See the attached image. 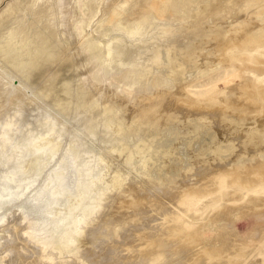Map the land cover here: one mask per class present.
<instances>
[{
	"label": "rangeland",
	"instance_id": "1",
	"mask_svg": "<svg viewBox=\"0 0 264 264\" xmlns=\"http://www.w3.org/2000/svg\"><path fill=\"white\" fill-rule=\"evenodd\" d=\"M11 193L0 264H264V0H0Z\"/></svg>",
	"mask_w": 264,
	"mask_h": 264
},
{
	"label": "bare ground",
	"instance_id": "2",
	"mask_svg": "<svg viewBox=\"0 0 264 264\" xmlns=\"http://www.w3.org/2000/svg\"><path fill=\"white\" fill-rule=\"evenodd\" d=\"M2 136H3L2 139L4 141L8 140L10 142V140L6 137V131L3 132ZM93 168L94 167L90 166V165L86 166L85 168H82L81 174H80L82 181H83L82 185L78 188L77 193L72 197L73 203L66 209L67 210L66 214L54 215L51 217V219H52L51 221L59 230V233L55 237V242L58 241L63 235L66 234V232H67L66 226H68V225L74 226L75 227V233L79 234L80 231L82 230L83 226L85 225L86 217L95 213L96 208L98 207V204H99V200H100V195H101L100 192H98L99 195L95 196V202L93 203V205L83 203L85 195L88 194V190L90 188H92L93 186H95V184H96V181L92 180L90 178L91 172L93 171ZM60 194H62V191H59L56 189H54V190L52 189L49 191V197L50 198L51 197L56 198ZM17 197H18V195L14 194V193L7 195L6 198L0 202V207L2 205L9 204L10 202H12ZM52 244L53 243H50V244L44 246L47 250L44 248H40L41 253L40 252L39 253L43 254V253L47 252L48 249H50L52 247ZM1 245L2 244H0V247H1Z\"/></svg>",
	"mask_w": 264,
	"mask_h": 264
}]
</instances>
